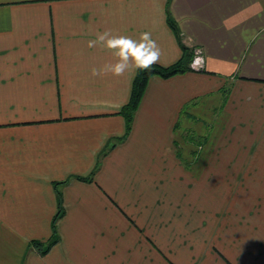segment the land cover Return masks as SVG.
<instances>
[{
	"label": "crops",
	"instance_id": "1",
	"mask_svg": "<svg viewBox=\"0 0 264 264\" xmlns=\"http://www.w3.org/2000/svg\"><path fill=\"white\" fill-rule=\"evenodd\" d=\"M170 19L205 67L151 76L126 135L137 70L92 76L116 58L88 41L150 32L169 66L183 55ZM194 134L196 169L180 163ZM195 176L204 264H264V0H0V264H163L159 248L192 235L174 208ZM65 180L43 255L30 242L51 237Z\"/></svg>",
	"mask_w": 264,
	"mask_h": 264
},
{
	"label": "clouds",
	"instance_id": "2",
	"mask_svg": "<svg viewBox=\"0 0 264 264\" xmlns=\"http://www.w3.org/2000/svg\"><path fill=\"white\" fill-rule=\"evenodd\" d=\"M97 45L111 50L116 62L105 64L100 69L93 67L91 74L94 77L108 73L120 77L129 71L150 70L154 64L160 62L161 50L150 32H142L138 39H133L127 35L113 36L110 31H105L98 34L95 40L88 41L89 48ZM189 46L192 47L193 45ZM204 61L203 50L194 48L193 61L189 67L193 71H198Z\"/></svg>",
	"mask_w": 264,
	"mask_h": 264
},
{
	"label": "trees",
	"instance_id": "3",
	"mask_svg": "<svg viewBox=\"0 0 264 264\" xmlns=\"http://www.w3.org/2000/svg\"><path fill=\"white\" fill-rule=\"evenodd\" d=\"M170 25L175 31L180 41L183 50V55L176 63L171 64L169 66H164L159 63H156L152 66L150 70H137L132 85L131 97L120 111L126 121V135L130 132L132 128L135 113L142 101V98L146 90V86L151 76L159 75L161 77L167 78L179 73H184L186 71L192 70V68L189 67V64L193 60L194 50L193 48H190L185 43H183L177 25L171 19H170ZM124 138L125 136L118 138L116 140L119 141V140H123ZM94 172L90 176H86V177L79 176L78 178L82 180L92 181L94 179ZM67 181L68 180L56 182L55 184L58 193V212L56 213V215L52 220L51 237L47 241L34 239L30 242V246L37 248L40 251V253L43 255L47 254L50 251V249L60 240V235L58 232V221L65 213V207L63 203L62 192L58 187L59 185L64 184Z\"/></svg>",
	"mask_w": 264,
	"mask_h": 264
},
{
	"label": "rangeland",
	"instance_id": "4",
	"mask_svg": "<svg viewBox=\"0 0 264 264\" xmlns=\"http://www.w3.org/2000/svg\"><path fill=\"white\" fill-rule=\"evenodd\" d=\"M192 138L194 139L195 144H194V147H192L190 149L192 156H193L192 160H189L191 164L188 163L187 159H185L181 156H180V163H182L185 166H191L194 169H196L201 162L200 155H197L196 153H198L202 150V143H201L202 140L199 136H197V134H194ZM179 151H180V153L183 152V147L181 145H179ZM202 184H203L202 177L199 178L198 176H195L194 183H193V186H194L195 191H196L195 197H194V202L189 206L179 205L178 208L177 207L174 208L175 212L177 211L176 213H179L181 216H184V217L189 216V217H186L185 219H187V218H193L194 219L193 223L189 224L188 229L186 227L182 226L183 227L182 230H186L188 232H191L192 235H190V237L188 239H186L189 242L187 245H185L186 248L179 247L180 243L178 244V241H176L175 243L173 242L174 244L169 246L168 249L167 248H163V249L159 248V251L162 253L163 264H185V262H187V261H188V263L190 262L189 264H204V258L205 257L208 258V256H206L207 254H204L205 251L203 248H204V246H205L204 244L206 242H207V246L208 247L210 246L209 241H208V239L202 240L203 230H204V226L202 224V220H203ZM186 235H187V233L182 234L181 236L183 237ZM208 247L206 249H209ZM173 248L175 250H173ZM157 249H158V247H157ZM187 250L189 251V253L190 252L194 253V255H193L194 259H192L191 261L186 260L188 258V255H186ZM172 251H175L179 255V256H177L179 263L176 262L172 256H170V253ZM214 251H216V249H214ZM207 252H208V250L205 253H207ZM129 258L130 257H128V259Z\"/></svg>",
	"mask_w": 264,
	"mask_h": 264
},
{
	"label": "built area",
	"instance_id": "5",
	"mask_svg": "<svg viewBox=\"0 0 264 264\" xmlns=\"http://www.w3.org/2000/svg\"><path fill=\"white\" fill-rule=\"evenodd\" d=\"M196 48H199V49H201V50H202V48H200V47H196ZM192 61H193V60H192ZM204 67H205V61H204L203 65L199 67V70H202V69H204Z\"/></svg>",
	"mask_w": 264,
	"mask_h": 264
}]
</instances>
